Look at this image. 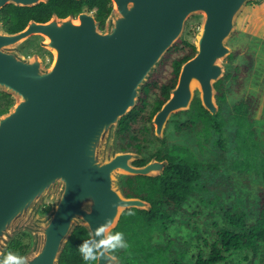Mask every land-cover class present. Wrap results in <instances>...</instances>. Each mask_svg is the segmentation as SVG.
<instances>
[{
	"label": "water",
	"instance_id": "obj_1",
	"mask_svg": "<svg viewBox=\"0 0 264 264\" xmlns=\"http://www.w3.org/2000/svg\"><path fill=\"white\" fill-rule=\"evenodd\" d=\"M41 1L48 0H0V13L8 3ZM249 1L112 0L104 27L93 12L82 11L32 18L8 31L0 14V89L16 97L0 114V259L17 232L29 229V264H64L61 255L77 225L91 233L113 219L115 228L125 209L152 208L148 199L124 194L121 176H156L170 161L155 155L135 164L145 155L118 146L120 121L195 13L204 14L196 53L182 64L152 123L163 138L171 115L190 109L197 89L216 115V82L226 74L229 38ZM35 34L54 54L50 66L38 53L19 50ZM47 199L53 203L42 214Z\"/></svg>",
	"mask_w": 264,
	"mask_h": 264
},
{
	"label": "trees",
	"instance_id": "obj_2",
	"mask_svg": "<svg viewBox=\"0 0 264 264\" xmlns=\"http://www.w3.org/2000/svg\"><path fill=\"white\" fill-rule=\"evenodd\" d=\"M84 6L97 9L96 16L104 26L112 10V0H49L33 6L8 3L0 14L5 29L17 31L32 18L45 21L53 11L67 16ZM240 52V48L234 49L228 59L233 61ZM195 53L194 41L179 38L142 87L137 105L120 121L119 147L145 154L135 164H144L155 155L170 161L162 174H127L121 178L125 195L140 196L152 203L151 209L130 207L122 212L113 230L123 232L129 245L126 250L114 253L122 259L121 264H264V185H255V174V178L251 177V171L262 174L258 180L264 184V170L261 173L251 168L253 163L254 167L257 165L254 148L260 143L254 136L253 126L258 104L252 94L238 101L228 98L234 84L242 88L250 63L228 67L216 82L219 103L216 115L204 107L199 95L190 109L176 112L189 115L188 119L177 121L180 131L218 133L214 141L217 155L213 158L200 157L204 145L198 157L189 148L166 144L167 136L158 137L152 123L153 116L176 85L182 64ZM3 94L7 98L4 104L0 103V114L13 104L11 95ZM225 110L229 112V119L222 117ZM229 121L237 124L231 140L239 145L238 157L232 162L227 157L229 146L225 133ZM249 129L247 134L245 130ZM160 141L163 146H158ZM245 149L249 154L246 160H241V150ZM179 151L184 155L180 156ZM47 209L48 206L43 210ZM129 211L133 215H128ZM89 237V230L77 225L62 252L61 263L85 264L78 249ZM30 244V234L23 231L9 243L4 255L12 251L24 256Z\"/></svg>",
	"mask_w": 264,
	"mask_h": 264
},
{
	"label": "rangeland",
	"instance_id": "obj_3",
	"mask_svg": "<svg viewBox=\"0 0 264 264\" xmlns=\"http://www.w3.org/2000/svg\"><path fill=\"white\" fill-rule=\"evenodd\" d=\"M203 19V13L192 14L187 20L182 36L189 38L195 43L196 36L203 22ZM43 39L44 36L40 34L32 35L20 44L19 50L21 53L29 57H32L34 54L38 53L43 58L45 66H50L52 64L54 54L49 48L42 45ZM229 44L232 47V52L234 51V49L238 48L241 49V52L237 54V57L233 61H230L228 57L225 59L224 63L226 65V69L228 67L232 69L236 64L244 65V63H250V67L247 65L248 70H246V72L244 73V84L242 88L238 89V86L234 84V87H232L229 92L228 98L230 101H238L251 94L256 98L258 107L254 111L255 113L253 126L255 127L254 136L260 143L254 148L257 165L254 167L253 163L251 168L252 170H255V168H257V170H260L262 173L264 170V0H250L246 7H244L237 18V27L233 35L229 38ZM3 92L6 91L0 89V103L4 104L7 96H4ZM10 95L11 98H13L14 103L16 101V97L15 95ZM197 95H199L201 98V92L199 89L196 90L194 98ZM228 116L229 112H227L226 110L223 111L222 117L225 119H229ZM188 118L189 115L186 112H181L179 114H176L175 112L171 115V121L169 119L165 129V135L167 136L166 144H178L183 148H189L193 151L192 154L198 157L200 153L199 149L204 145L205 148H202L203 151L200 157L204 159L213 158L215 155H217V147L216 144H214V141L218 137V133L213 130H201L198 132L180 131L177 127V121H184ZM229 122L226 123L225 133L228 135L227 139L229 146L227 157L228 160L232 162L235 158L238 157L239 145H237L235 141L231 140L233 129L237 127V124ZM245 131L248 134L250 132V129ZM157 143L158 146H163V143L161 141ZM243 145L245 144L242 143V150L244 147ZM242 150L240 153V159L246 160V155L249 154V151L247 149H245L244 151ZM179 154L180 156H183L184 152L179 151ZM254 174L256 178L254 177ZM251 177L255 178V185H264L263 183L260 184V180H258V178H262V174L257 175V173H255L254 171H251ZM52 203L53 199H47V202H45L41 206L40 212L42 214L48 212L51 208ZM46 206H48V209L44 211L43 209ZM23 231H26L30 234L31 246L33 243L34 234L29 229L19 230L15 237Z\"/></svg>",
	"mask_w": 264,
	"mask_h": 264
},
{
	"label": "clouds",
	"instance_id": "obj_4",
	"mask_svg": "<svg viewBox=\"0 0 264 264\" xmlns=\"http://www.w3.org/2000/svg\"><path fill=\"white\" fill-rule=\"evenodd\" d=\"M119 208V205H116ZM128 215H133L131 211ZM113 219H106L104 223L99 224L92 232L90 237L85 239L79 246L80 253L85 264L104 260L106 264H114L117 257L112 253L118 250H126L129 245L125 240L123 232H113ZM0 264H29L26 256L9 251L0 259Z\"/></svg>",
	"mask_w": 264,
	"mask_h": 264
},
{
	"label": "flooded vegetation",
	"instance_id": "obj_5",
	"mask_svg": "<svg viewBox=\"0 0 264 264\" xmlns=\"http://www.w3.org/2000/svg\"><path fill=\"white\" fill-rule=\"evenodd\" d=\"M49 1V0H48ZM48 1H41V2H48ZM40 3V2H39ZM36 5V4H35ZM113 5V4H112ZM22 6H33V5H22ZM82 11H91V12H93V14L94 15H99V13H98V11H97V9H90V8H88V7H82L81 9H79L77 12H70V13H68L67 15H70L71 13L73 14V15H79V13L80 12H82ZM54 13H57V12H55V11H53V13L51 14V15H53ZM59 15V14H58ZM104 26H105V23H104ZM104 26H102L101 25V27H104ZM137 165H139V164H137ZM140 165H142V164H140Z\"/></svg>",
	"mask_w": 264,
	"mask_h": 264
}]
</instances>
